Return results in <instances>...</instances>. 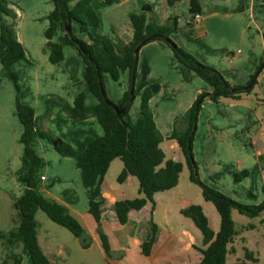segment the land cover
Wrapping results in <instances>:
<instances>
[{"label":"crops","instance_id":"obj_1","mask_svg":"<svg viewBox=\"0 0 264 264\" xmlns=\"http://www.w3.org/2000/svg\"><path fill=\"white\" fill-rule=\"evenodd\" d=\"M1 1L15 14V17L5 18L7 22L14 23L16 36L26 50L24 59L14 65L19 79L22 78L26 85L22 92L20 88L21 100L34 107L40 128L51 130L49 124L54 120L60 130L66 128L65 134L71 137L69 143L81 154L91 140L104 134V129L94 116L72 118L53 99V95L72 104L84 92L87 105L93 106L98 102L87 87L86 64L82 55L74 45L65 44V59L58 63L50 61L51 49L47 45L46 29L50 23L49 14L54 8L53 0ZM77 1L72 0L71 5ZM146 4L152 6V10L147 11L148 18L159 24L171 16H177L178 30L171 34V38L202 63L217 68L232 85H247L260 69L252 92L238 99L223 98L219 102L206 99L198 117L194 138L195 159L204 181L207 180L209 185L222 192H235L238 186L234 181V173L250 164V175L238 185L249 182L243 191L245 194L253 192L256 198L252 202H257L259 195L264 197V102L260 105L255 101L256 98L257 101H263L258 94H264V0H200L202 9L197 19L190 12V0H180L173 5L168 0H116L112 4L107 0H92V6L100 18L98 30L115 41L130 42L134 34L131 16L141 12ZM76 24L79 38L89 41V35L81 32L79 24ZM66 32L59 27L53 39L63 42ZM4 51L0 26V72L3 70ZM68 59L76 60L81 85L77 79L69 77V68L65 64ZM31 73L35 77L28 79ZM121 78L124 82L119 86L121 89L116 91V104L122 102L125 92L129 90L130 72H122ZM31 84L35 85L34 94L28 86ZM147 87L152 91L150 107L156 125L164 136L160 146L166 159L183 163L185 155L178 141L170 136L176 121L183 117L200 93L211 91V87L194 72L190 81L185 80L174 50L163 40H153L139 50L134 98L139 101V110L142 94ZM17 94L14 76L3 71L0 75V234L11 232L20 225L22 215L16 207V200L28 190L24 174L31 165V159L22 141L24 125L18 115ZM48 109L51 117L45 126L42 116ZM136 120L129 122L133 124ZM179 128L185 129L186 124L180 123ZM52 132L55 135L57 133L55 130ZM57 135L66 138L60 133ZM247 142H250L251 149L241 154L247 150ZM33 147L42 158L35 173L39 192L63 205L83 225L91 242L89 247H84L79 237L39 209L36 213L38 240L52 264L201 262L202 249L206 247L202 232L194 222L195 226L187 220L190 217L181 212L191 204H196L191 198H182L178 206L167 204L160 224L155 219L157 206L152 208L149 202L141 209H132L128 222L122 224L114 209L115 203L140 197L141 193L139 181L134 175H128L123 182L118 179L117 183L109 182L107 175L118 158L114 159L101 182L102 194L99 197L104 200L101 222L110 243V253H107L98 223L89 211L92 187L84 168L77 165V157L61 155L38 131L34 134ZM170 152L174 155L168 158ZM196 202L204 209L202 201ZM236 212L244 216L233 209L232 216L238 233L229 245L235 248V252L228 253L226 264H229L231 257L234 258L230 264L243 259L239 256L240 248L251 250L260 262L259 256L262 250L264 252V210L256 216L260 217L258 223L244 224L241 229L237 228ZM208 218L211 227L217 232L221 217L220 220L216 217V221ZM152 222L157 225L155 235ZM153 237L150 253L146 254L143 244ZM19 257L23 258V264H32L30 255L24 251L22 239L15 240L8 247L7 242L0 237V264Z\"/></svg>","mask_w":264,"mask_h":264},{"label":"trees","instance_id":"obj_2","mask_svg":"<svg viewBox=\"0 0 264 264\" xmlns=\"http://www.w3.org/2000/svg\"><path fill=\"white\" fill-rule=\"evenodd\" d=\"M71 1L53 0L54 8L49 14L50 23L46 29L47 45L51 49L50 61L52 63L61 62L65 59L64 45H74L86 64L87 87L98 102L93 106L87 105L84 92H81L72 104L58 96L54 97L74 119H86L90 116L98 118L104 129V134L91 140L85 150L79 154L71 143L55 135L52 131L39 127L34 107L21 100L19 75L14 71V65L24 59L26 55L24 45L16 36L14 23L7 22L5 18L6 16L15 17V14L0 0L1 37L5 44V51L2 56V72H10L15 78L18 87L17 110L24 125L22 141L31 159V165L24 174L28 190L16 200V207L22 215L21 223L13 231L1 233L0 237L7 242L8 247L12 246L15 240L22 239L24 251L30 255L32 264H52L38 240L36 213L42 209L53 221L67 227L79 237L84 247L90 246V238L83 225L63 205L49 200L38 190L35 173L42 162V158L33 147L36 131L52 143L61 155L77 157V165L86 171L88 182L92 187L89 211L98 223V230L107 253H110V243L101 222L104 200L99 199V197L102 194L101 182L114 159L121 158L124 163L118 180L123 182L128 175L136 176L139 181L140 193L143 194L142 197L118 200L115 203L114 209L122 224L128 222L129 213L132 209H141L149 201L154 203V195L157 192L178 185L183 164L174 159H166L165 152L160 146L164 136L156 125L150 107L152 97L150 87L145 88L142 94L136 122L132 124L126 119V115L134 102L132 97L135 98V80L139 59V52L135 53V49L138 46L141 49L142 46L153 40H163L174 50L185 80L190 81L194 72L211 87V91L200 93L183 117L176 121L175 129L170 137L178 141L191 169V179L202 186L205 200L213 202L221 217L220 229L215 232L202 205L191 204L181 210L182 214L190 217L202 232L206 247L202 249L203 258L199 264H226L228 253L235 252V248L229 247V245L234 242L238 233L232 216L233 209H237L241 214L258 216L264 210V201L256 205L242 203L201 181L197 176L198 165L194 154V138L198 127V117L206 99L209 98L214 102H219L222 98L238 99L241 95L252 92L257 83V76H252V78L254 76L256 78L248 88L246 86L249 83L247 85H232L217 68L202 63L196 56L179 46L171 38V34L178 30L177 16L169 17L163 24L149 19L147 11L152 10L150 4L144 5L141 12L131 16L134 27L133 38L130 42L124 43L115 41L98 30L100 18L92 6V0H78L73 6ZM115 1L107 0L109 4ZM178 1L180 0H168L171 5ZM201 9L200 0H190V12L192 14L201 12ZM75 22L79 24L81 32L89 35V41L77 37L73 30L72 36L66 32V38L63 42H57L53 39L59 27L66 30L65 25H69L73 29ZM74 39H78L83 44L87 54L82 53ZM142 42L145 43L142 44ZM126 70L130 72V87L125 92L122 102L116 104L106 93L104 74H109L113 80L119 81L121 73ZM132 89H134L133 93H131ZM115 106L118 109L125 108V112L118 114ZM180 123H185L186 128L180 129ZM249 175L250 171L243 169L236 172L234 177L236 181H240ZM151 226L155 235L157 225L152 222ZM153 242L154 237L143 244L146 254L150 253ZM258 262L259 259L255 254L245 248L244 258L235 264H257ZM3 264H23V258L7 259Z\"/></svg>","mask_w":264,"mask_h":264},{"label":"rangeland","instance_id":"obj_3","mask_svg":"<svg viewBox=\"0 0 264 264\" xmlns=\"http://www.w3.org/2000/svg\"><path fill=\"white\" fill-rule=\"evenodd\" d=\"M72 30H73V33L77 37H79L78 35H80V33H79V29H78L76 23L73 24V29ZM65 64H67L66 66L69 68V74H68L69 77L77 79V83L79 85H81L80 69L78 68L76 60L75 59H68L67 63H65ZM14 71H15V69H14ZM58 75H60L59 77L62 78V74H61V72L59 70H58ZM34 77H35V75L33 73H31L30 76L28 77V79H33ZM22 80H23L22 78L19 79L21 92L23 90H25V88H26V85L23 84ZM123 82H124L123 78H121L120 81H114L110 77V75H108L106 73L104 74V84H105L106 93H107L108 97L113 102H115L116 91L121 89L119 86ZM28 86H29V88L31 90L30 92L32 94H34L33 93L34 92L33 89L35 88V85L31 84V85H28ZM252 95L256 96L255 93H252ZM258 97L263 99V101H257V98H256L255 99L256 103H259L260 105L263 104V102H264V94L263 93H259ZM42 99L45 100L46 97H44V98L42 97ZM53 99L56 101L54 95H53ZM137 110L139 111V101H138V99L137 100L135 99L130 111L126 115L127 121H134L137 118V116L139 114L137 112ZM56 114H57V112H56ZM50 117H51V111H50V109H48L47 112H45V114H43V116H42L43 123H44L45 126L48 124V122L50 120ZM54 122H55V120L54 121H50V124H49L50 127H51L50 129L52 131L55 130L57 133H60V134L64 135V137H66L64 139L65 140L67 139L66 141L70 142V139H71V137H69L70 134H65L66 128H61L62 130H60L58 128V126H56L54 124ZM57 129H59V131H57ZM57 133H56V135H57ZM242 139H244V137H242ZM167 142L169 144L170 140H168ZM250 149H251L250 142H247V150L244 149L246 151L245 152H241V154L248 152V150H250ZM173 155H174V153L170 152V153H168L167 157L171 158V157H173ZM182 164H183V170H182V172L180 174V179H179L178 185L173 187V188H171V189H168V190H165V191H160V192L156 193L154 195V203L149 201V203L152 205V208H153V206H154V208H155V206H157V215L155 216L156 222L159 223V224L162 222L163 216H164L163 210H165L164 208L167 206V204H172L173 206H178V205H180V201H181L182 198H191L193 201H195L196 204H199L196 201H202V203H204V212L206 213V215L211 217L213 219V221H216V220H214V219H216V217H217V219L220 220V214H219L218 210L216 209L215 205L213 204V202L205 200V198L203 196L202 186L200 184L194 182L191 179L192 172H191V169L189 168L186 160H183ZM246 165H248V166L243 167L242 170L243 169H248L250 171V164H246ZM121 167L123 169L124 163H123L121 158H118L115 161V163H114V165L112 167V170L107 175V178H108V180H109V182L111 184L117 183L118 176L121 173L120 172L121 171ZM242 170H238L236 172H240ZM200 173L201 172L198 170L197 176L201 179V181H203L204 183L208 184V182H206L207 180L204 181V178H202ZM245 178L246 177L242 178V180H240V181H236L235 177H234L235 184L238 186V187H236L235 192H223V193H225L226 195L230 196L233 199L235 198V200H237L239 202H242V203H246V204H250L251 203L253 205L262 203L264 201V197L262 196V194L258 196V201L257 202L256 201L252 202L256 198L253 195L254 193L253 192L252 193L250 192V194L249 193L248 194L244 193L243 188H244V186L246 184H249V182L248 183L246 182L243 185H238V184H241L242 181ZM133 192H137V190H134ZM138 192H139V190H138ZM140 196L142 197L143 194L141 193ZM187 220H189L194 225V223H193V221L191 219H187ZM259 220H260V217L249 216V215H246V214H244V216H240L239 213L236 212V222H237V228L238 229H241L244 224L258 223ZM248 236L253 241V239L251 238L250 233H248ZM244 253H245L244 249L240 248L239 256L244 258ZM259 257H260V262L259 263L260 264H264V252H263V250H262V254ZM233 258L234 257L230 258L229 264H230V262L232 261Z\"/></svg>","mask_w":264,"mask_h":264},{"label":"water","instance_id":"obj_4","mask_svg":"<svg viewBox=\"0 0 264 264\" xmlns=\"http://www.w3.org/2000/svg\"><path fill=\"white\" fill-rule=\"evenodd\" d=\"M65 29L66 31L70 34V36H72V27L69 26V25H65ZM74 41L78 44L79 46V49L82 51L83 54H87V50L84 48L83 44L78 40V39H74ZM145 42H142V44H144ZM140 50V46H138L136 49H135V53H138ZM260 69L257 70L256 72V76L258 75ZM256 76H254L251 81L249 82V84L246 86V88L250 87L251 84L253 83V81L255 80ZM134 89L131 90V93H133ZM134 99V97H132V100ZM115 109L117 110L118 114L120 113H123L125 112V108H121V109H118L117 106H115Z\"/></svg>","mask_w":264,"mask_h":264},{"label":"built area","instance_id":"obj_5","mask_svg":"<svg viewBox=\"0 0 264 264\" xmlns=\"http://www.w3.org/2000/svg\"><path fill=\"white\" fill-rule=\"evenodd\" d=\"M194 15H195V19L200 17V13L199 12L194 13Z\"/></svg>","mask_w":264,"mask_h":264}]
</instances>
